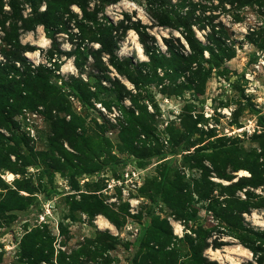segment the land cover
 Segmentation results:
<instances>
[{"label": "rangeland", "instance_id": "obj_1", "mask_svg": "<svg viewBox=\"0 0 264 264\" xmlns=\"http://www.w3.org/2000/svg\"><path fill=\"white\" fill-rule=\"evenodd\" d=\"M195 2L209 9L206 17L214 24L225 27L227 42L236 49L235 58L207 64L210 74L202 90H180L184 78L173 82L160 71L161 85L139 91L121 79L132 97L99 93L92 59L81 68L75 65L70 34L76 30L56 36L60 67H51L50 80L68 111L50 114L42 106H25L9 115L7 128L0 127V264H33L27 252L37 236L53 262L138 264L151 246L164 242L162 232L169 226L173 235L167 250L176 252L179 264H194L193 240L205 241L203 256L209 261L254 262L237 239L240 232L221 216L224 200H243L250 208L242 214L246 226L264 230V0L234 6ZM73 10L81 16L77 7ZM30 12L25 6L23 17ZM104 14L113 22L140 20L164 50L162 38L181 37L157 26L144 0H121L106 6ZM205 23L209 20L201 26ZM198 26L196 35L205 42L210 29ZM21 41L36 48L26 53L30 62L51 66L46 55L52 41L43 27L21 33ZM117 54L147 60L133 30ZM78 79L93 96L81 98L74 91ZM103 85L110 88L107 81ZM130 111L148 124V134L135 146L150 155H133L121 140ZM251 171L258 186L235 193L226 188Z\"/></svg>", "mask_w": 264, "mask_h": 264}, {"label": "trees", "instance_id": "obj_2", "mask_svg": "<svg viewBox=\"0 0 264 264\" xmlns=\"http://www.w3.org/2000/svg\"><path fill=\"white\" fill-rule=\"evenodd\" d=\"M121 0H0V127L7 128L10 121L9 115L28 106L37 108L42 106L52 114V111H68L66 101L61 92L52 85L50 77L51 67L59 69L55 51L60 52L56 36L61 33L70 34L74 44V61L77 68H81L89 58L93 61V69L97 72L96 88L99 93L105 91L116 92L121 98L132 97L131 91L122 82L126 80L136 90H142L147 85H161L164 76L173 82L184 78L180 90L204 89L210 72L207 64L219 66L225 61L236 57L234 45L227 42L228 34L224 26L213 23V18H207L209 9L195 0H144L145 10L157 26L178 32L181 37L170 36L162 38L163 45L150 34L147 26L140 20H121L113 22L105 14L106 6L119 3ZM137 1V0H133ZM241 0H220L234 6ZM94 7H91V5ZM9 9H5V7ZM29 6L31 12L27 18L23 17L24 7ZM77 7L81 16L74 12ZM209 20V24H203ZM200 25V26H198ZM205 30L210 29L205 42L200 40L195 32V27ZM38 27H43L46 36L52 41V48L48 50L46 59L51 65L35 66L26 57V53L34 52L35 47L23 44L21 33L34 32ZM130 30L135 31L138 41L143 48L147 60L135 61L134 58H120L117 54L122 41ZM251 34H255L251 33ZM250 34V35H251ZM250 43L256 44L257 40L247 36ZM94 45H97L95 48ZM90 46V47H89ZM206 53L208 56H206ZM115 74V76H113ZM107 81L110 88L103 85ZM74 91L81 98H88L94 93L91 87L82 79L76 80ZM130 111L129 118L121 129V140L133 155H150L151 151L135 146V140L149 132L145 120L134 117ZM238 169H247L240 166ZM248 170V169H247ZM250 171V170H249ZM254 172L250 177H242L236 183L226 188L232 193L242 191L247 187H256ZM250 197V193L246 192ZM233 195V194H231ZM226 207L221 216L223 222L239 231L237 239L241 245L249 250L254 262L248 264H264V230L248 228L244 223L242 214L250 212L248 203L239 199L224 200ZM100 211V210H98ZM97 211V212H98ZM168 225V224H167ZM163 230V229H162ZM164 233V234H163ZM164 241L158 248L150 247L149 256L143 257L138 264H179L175 251H168V239L172 237L171 227L162 232ZM159 236V235H158ZM204 240H193L191 251L194 264H218L209 261L203 255L207 248ZM33 264H67L65 259L59 258L57 262L51 260V255L45 254L41 247V240L36 237L34 247L28 252Z\"/></svg>", "mask_w": 264, "mask_h": 264}, {"label": "bare ground", "instance_id": "obj_3", "mask_svg": "<svg viewBox=\"0 0 264 264\" xmlns=\"http://www.w3.org/2000/svg\"><path fill=\"white\" fill-rule=\"evenodd\" d=\"M139 50H140V49H139ZM8 178L11 179V178H12V175H9Z\"/></svg>", "mask_w": 264, "mask_h": 264}]
</instances>
